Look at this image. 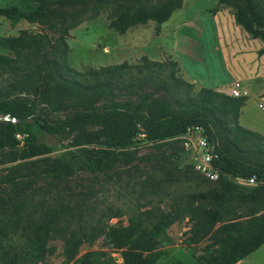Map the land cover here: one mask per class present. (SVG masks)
Wrapping results in <instances>:
<instances>
[{
  "label": "rangeland",
  "instance_id": "374dc122",
  "mask_svg": "<svg viewBox=\"0 0 264 264\" xmlns=\"http://www.w3.org/2000/svg\"><path fill=\"white\" fill-rule=\"evenodd\" d=\"M34 5L33 0H0V8ZM217 5L218 0H182L181 8L167 22L149 21L124 34L109 27L111 11L104 9L69 32L66 65L78 73V82L94 84L86 75L89 70L127 63L130 68L110 80L107 94L92 96L97 106L109 107L112 101L138 103L143 97L164 99L171 108L206 120L218 148L233 162L260 167L264 165V142L243 137L236 126L264 136V55L259 54L263 43L235 24L229 6ZM24 30L31 34L43 32L37 24H13L0 17V39L16 37ZM0 54L9 52L0 47ZM144 59L163 66L146 70ZM172 71L185 84L170 86L168 77ZM17 76H11L10 81ZM7 83L0 82V93ZM208 90L218 96L208 95ZM234 90L238 95L233 94ZM26 94L27 88L21 87L8 96L0 94V101L30 100ZM222 95L236 101L246 98L237 118ZM206 97H210L212 105L199 101ZM38 110L54 120L72 112L68 109L52 113L41 106ZM96 130L87 128L68 137L41 136L36 144L51 147V152L44 155L14 161L6 150L0 156V231L18 229L17 234L9 235L5 245L15 254L28 252V264H75L85 256L93 264H122L123 250L109 242L106 229L127 226L131 220L147 226L160 214L176 206L184 207L188 195L222 189L223 178L210 182L195 172L183 134L158 143L142 135L132 164L115 162L106 172L93 171L89 153L100 146L91 143L89 135ZM58 159L68 167L61 174L52 169V162ZM15 166L18 169L14 170ZM238 187L245 190L257 186ZM59 204L79 215V225L102 226L96 240L83 243L71 262L66 260L61 241L28 237L19 225L36 221L48 207ZM204 206L211 208L212 204ZM262 208L264 199L255 206L233 203L228 217L247 219L255 211L260 214ZM191 225L188 214L176 215L159 237L156 251L160 257L156 264H201V247L208 236L192 242L188 234ZM237 264H264V244Z\"/></svg>",
  "mask_w": 264,
  "mask_h": 264
},
{
  "label": "trees",
  "instance_id": "16d2710c",
  "mask_svg": "<svg viewBox=\"0 0 264 264\" xmlns=\"http://www.w3.org/2000/svg\"><path fill=\"white\" fill-rule=\"evenodd\" d=\"M33 1L35 5L31 8H0V17L13 24L25 21L43 28L40 34L24 30L16 37L0 39V47L9 52L0 54V82H8L0 94L8 96L23 87L27 88L26 95L31 97L30 100L0 101V117L9 116L8 121H0V156L6 150L14 161L44 155L51 152V147L46 143L36 144L39 137H68L87 128H95L97 130L89 135V140L96 142L100 148L89 153V160L93 171L106 172L115 162L133 163L138 139L142 135L148 141L158 143L184 134L189 127H203L209 141L214 144L213 164L220 172L217 181L223 178L222 189L188 195L184 207L176 206L160 214L147 226L131 220L127 226L109 227L105 234L111 244L123 250L122 264H156L160 257L156 251L160 235L176 220V215L186 213L192 222L189 239L195 243L208 236L201 247V264H237L257 251L264 244V208L260 214L255 211L247 219L228 217L232 213L228 208L233 203L243 206L261 203L264 199V165L251 168L233 162L218 148L206 120L173 109L164 99L143 97L138 103L112 101L109 107L97 106L92 96L107 94L110 80L130 68L127 63L89 70L86 75L94 80V84L78 82V73L66 65V38L84 20L99 15L104 9L109 10V27L124 34L129 28L149 21L157 24L167 22L181 8L182 0H163L159 3H151V0ZM217 6L231 8L235 24L252 39L263 43L259 54L264 55V0H218ZM170 65L173 66L172 63ZM162 66L144 59L143 68L146 70ZM17 74L19 76L10 81V77ZM168 82L170 86L185 84L175 77L173 71ZM206 92L218 96L209 90ZM222 96L230 102L228 105L233 107L237 118L246 98L236 101ZM69 99L75 100L66 103ZM199 101L212 105L210 97ZM40 106L52 113L68 109L72 112L63 119L54 120L38 110ZM236 131L243 137L264 142V136L239 125ZM13 168L16 170L18 166ZM52 169L61 174L68 167L58 159L52 162ZM250 177L257 179V187L240 190L235 179ZM207 204H212V207H205ZM78 220L79 215L71 207L59 204L48 207L36 221L28 220L19 225L28 237L61 241L66 260L71 262L83 243L94 242L102 232L99 223L88 228L79 225ZM17 232L18 229L14 232L0 231V264H28V252L15 254L5 245L9 235ZM75 264L93 262L85 256Z\"/></svg>",
  "mask_w": 264,
  "mask_h": 264
},
{
  "label": "built area",
  "instance_id": "2783aa9c",
  "mask_svg": "<svg viewBox=\"0 0 264 264\" xmlns=\"http://www.w3.org/2000/svg\"><path fill=\"white\" fill-rule=\"evenodd\" d=\"M233 94L238 95V91L234 90ZM181 138L184 141L186 150L190 152L195 172L210 182L217 181L220 172L213 164L214 147L209 141L203 127H189ZM235 183L245 186H255L257 179L255 177L236 178Z\"/></svg>",
  "mask_w": 264,
  "mask_h": 264
},
{
  "label": "water",
  "instance_id": "95a60500",
  "mask_svg": "<svg viewBox=\"0 0 264 264\" xmlns=\"http://www.w3.org/2000/svg\"><path fill=\"white\" fill-rule=\"evenodd\" d=\"M8 120H9V116L0 117V121H8ZM140 129L143 130V127L140 126ZM213 147H214V144H213Z\"/></svg>",
  "mask_w": 264,
  "mask_h": 264
},
{
  "label": "crops",
  "instance_id": "0c3cea01",
  "mask_svg": "<svg viewBox=\"0 0 264 264\" xmlns=\"http://www.w3.org/2000/svg\"><path fill=\"white\" fill-rule=\"evenodd\" d=\"M261 93H264V92H261Z\"/></svg>",
  "mask_w": 264,
  "mask_h": 264
}]
</instances>
